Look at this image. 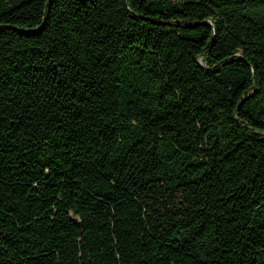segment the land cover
Returning a JSON list of instances; mask_svg holds the SVG:
<instances>
[{"label": "trees", "instance_id": "16d2710c", "mask_svg": "<svg viewBox=\"0 0 264 264\" xmlns=\"http://www.w3.org/2000/svg\"><path fill=\"white\" fill-rule=\"evenodd\" d=\"M0 264H264V0H0Z\"/></svg>", "mask_w": 264, "mask_h": 264}]
</instances>
